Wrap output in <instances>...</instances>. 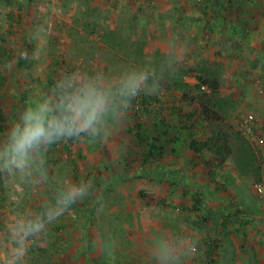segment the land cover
I'll return each mask as SVG.
<instances>
[{
  "label": "rangeland",
  "instance_id": "rangeland-1",
  "mask_svg": "<svg viewBox=\"0 0 264 264\" xmlns=\"http://www.w3.org/2000/svg\"><path fill=\"white\" fill-rule=\"evenodd\" d=\"M217 1L0 0V49L7 50L0 51V144L23 111L51 93L50 75L57 82L71 72H102L116 81L149 69L157 81L107 122L106 138L50 146L47 179L0 172V259L10 218L42 213L71 184L91 181L89 196L28 243L24 264H155L153 245L166 236L191 244L182 264H264V188L257 187L264 185V154L240 134L249 112L264 125V79L239 74L259 66L264 72V0H220L221 8ZM197 21L200 31L192 35ZM18 59L26 60L19 66ZM190 73L221 83L217 100L236 131L226 163L210 166L209 153L190 156L184 133L204 136L201 121L185 118V126L181 119L162 131L153 126L160 105L145 113L143 96L184 94ZM187 109L180 112L194 106Z\"/></svg>",
  "mask_w": 264,
  "mask_h": 264
},
{
  "label": "clouds",
  "instance_id": "clouds-1",
  "mask_svg": "<svg viewBox=\"0 0 264 264\" xmlns=\"http://www.w3.org/2000/svg\"><path fill=\"white\" fill-rule=\"evenodd\" d=\"M156 83L149 69H133L116 81L102 72L66 74L51 93L41 95L23 111L6 142L0 144V172L19 174L32 183H36L34 173L47 179L43 156L51 145L73 138H106L107 122L123 116L131 101L142 92L154 91ZM91 188V181L71 184L42 213L10 218L6 225L9 247L0 264H24L28 243L89 196ZM190 249L187 238L166 236L153 245L150 257L155 264H182Z\"/></svg>",
  "mask_w": 264,
  "mask_h": 264
},
{
  "label": "trees",
  "instance_id": "trees-1",
  "mask_svg": "<svg viewBox=\"0 0 264 264\" xmlns=\"http://www.w3.org/2000/svg\"><path fill=\"white\" fill-rule=\"evenodd\" d=\"M217 2L221 5L220 0H218ZM205 13L207 14V12ZM1 50H4L5 53L7 51L3 47H1L0 51ZM25 60L26 59H18V65L20 66V63ZM49 77V86L55 85V77H53V75H50ZM197 80L198 83L193 86V89H197L199 90V92H185L183 94V99L192 105H198L197 110L191 113L189 119H195L194 124L197 121H201L200 123L204 124L203 130L208 129V132L205 133L203 137H194L193 139H191V141L188 143V146L189 149L198 157H203L207 153L211 154L212 158L209 162L210 166H213L214 162L223 164L234 155L233 141L234 134L236 133V131L233 125L227 122L224 115L222 114V110L225 107L224 104L217 100V95L219 94L221 87L219 79L215 77H210L207 74L206 76L199 74L197 75ZM185 86L188 85L185 84ZM203 86H207L209 91L203 90ZM134 102L135 99L131 101V103ZM151 102V97H142V103L145 104L144 108L147 109V106L150 105ZM240 134H242L241 130ZM139 138H144L143 133H141V136H139ZM69 140L71 143L75 142V138ZM58 142L51 146H56ZM66 149L69 150V146H66ZM243 156L247 159L252 158V154L250 151L244 152ZM163 203L164 202H160L161 205H164Z\"/></svg>",
  "mask_w": 264,
  "mask_h": 264
},
{
  "label": "crops",
  "instance_id": "crops-1",
  "mask_svg": "<svg viewBox=\"0 0 264 264\" xmlns=\"http://www.w3.org/2000/svg\"><path fill=\"white\" fill-rule=\"evenodd\" d=\"M218 6L220 8L222 7V5H220V4ZM205 12H208V11L205 10L203 13L206 14ZM200 25H201V23L199 21L193 22V25H192L193 28L191 30L192 35L193 34L196 35L197 33H199L200 27H201ZM204 27H206L207 32H209L211 30L210 29L211 23H207V25H205ZM247 30L248 29H246V27H244V29L241 30L243 35H245V33H247ZM202 33L203 32H200V35H202ZM243 35L241 34V37L245 38V36H243ZM194 38H197V37H194ZM191 39H192V37L189 35L188 41L194 40V39L193 40H191ZM198 43L202 44V41L199 40ZM258 61H259L258 59L255 60V63L260 65V61L259 62ZM259 67H261V66H259ZM259 67L256 70H252L250 68L249 71H246V72H242L241 69H239V74L243 75V76L256 75V76L260 77L257 79V82H259V79H261V78L264 79V72H261ZM197 75H199V74H191L190 73L187 76H185V75L183 76L184 80L182 82L184 83V86H185V84L188 85V86H186L189 90L187 92L194 91L193 86L198 83ZM259 75H261V76H259ZM1 76L2 75H0V77ZM254 82H255V80H253V83ZM259 84H261V83H259ZM257 86H258V88H260V85L254 84V87H257ZM263 87H264V84L261 85V88H263ZM150 97L152 99L151 103H156V104L160 105L158 107V113H159V114H157L158 117H154V119H153L154 120L153 126L156 128H160L162 131L166 130V128L172 129L169 127V125H172V124L174 125V123H179L181 121V119H183L185 122V123L182 122V124L187 126L188 124H187V121L185 120V118L189 120V116L191 115V113H193L198 108V105H192V104L188 103L187 101H185L183 99V94L181 93V91L179 89L177 91L174 90L173 92H169V91L166 92V89H164L163 91H161L160 94L155 95L153 97L150 96ZM187 106H194V109L192 111H190L189 114L185 113V115H183V113H181L180 111L182 109L188 110ZM145 110H146L145 111V113H146L148 109H145ZM179 112H180V114H179ZM186 132H188V133H186ZM186 132L184 133L186 135V137L183 138V141H184L185 145H187L188 148H189L188 143L191 141V139H193L194 137H196V138H199L200 136L203 137V135H200V131L193 130L192 128L190 130H186ZM175 138L176 137H174V139ZM172 139H173V137H172ZM163 145H164V143H162V146ZM189 152H190V156H192V157L195 156V154L190 149H189ZM228 160H230V159H228ZM164 168L167 169L168 167L165 166Z\"/></svg>",
  "mask_w": 264,
  "mask_h": 264
},
{
  "label": "built area",
  "instance_id": "built-area-1",
  "mask_svg": "<svg viewBox=\"0 0 264 264\" xmlns=\"http://www.w3.org/2000/svg\"><path fill=\"white\" fill-rule=\"evenodd\" d=\"M202 89L209 91L207 86H203ZM240 129L242 134L264 154V125L260 123L258 116L253 113L243 115L240 119ZM257 187L260 192H263V184Z\"/></svg>",
  "mask_w": 264,
  "mask_h": 264
}]
</instances>
